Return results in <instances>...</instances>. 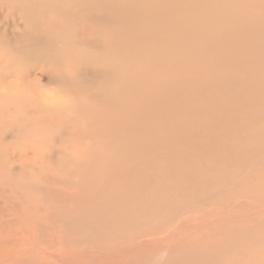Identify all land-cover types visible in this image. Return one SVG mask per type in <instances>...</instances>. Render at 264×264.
<instances>
[{
	"label": "bare ground",
	"instance_id": "1",
	"mask_svg": "<svg viewBox=\"0 0 264 264\" xmlns=\"http://www.w3.org/2000/svg\"><path fill=\"white\" fill-rule=\"evenodd\" d=\"M67 1L93 82L44 58L70 85L23 107L53 133L0 148V264H264V0ZM33 81L0 72L9 98Z\"/></svg>",
	"mask_w": 264,
	"mask_h": 264
},
{
	"label": "rangeland",
	"instance_id": "2",
	"mask_svg": "<svg viewBox=\"0 0 264 264\" xmlns=\"http://www.w3.org/2000/svg\"><path fill=\"white\" fill-rule=\"evenodd\" d=\"M32 1L38 3L33 4ZM56 3L70 12L66 18L55 20L54 14L48 19L45 15L43 18L40 16V14L43 15L42 10L53 13ZM36 7L39 12L32 14ZM90 14L89 10L76 8L73 2L70 3L67 0H0V72H13L35 80L33 85L25 83L20 94H15L20 97L11 95L12 98H9L8 93L3 91L4 88L0 87V113H3L0 130L2 127L6 134L4 139L3 132H0V148L11 144L17 149H23L29 144V139L38 135H49L55 131L53 126L38 125L36 119L41 114L29 116L27 115L29 110L23 108L27 106L33 110L28 114L37 113L35 111L38 104H35L36 101L34 100L29 101L28 93L30 92H42L45 95L44 100L39 98L44 107L55 106V97L61 99L67 96L66 92L63 91L65 87L69 88V83L59 81L60 78L55 74L43 79L44 71L47 68L42 63L44 58L47 60L49 55H54L59 59V57H66L67 55L71 61V69H75L78 63L82 62L87 67L83 69L86 71L87 83L88 85L92 84L91 67L87 66V64H91L85 58L89 52L85 43L93 38L94 23L90 19ZM15 79L13 76H8V81ZM10 94L12 93L10 92ZM66 103L57 101L58 109L55 113H67L70 111L68 107L75 104L72 100H67ZM7 110H10V113L6 112ZM67 119L69 120V118ZM31 122H33L32 126H29ZM20 127L24 128L19 131ZM13 128H15L14 137L11 136ZM36 148L41 149L40 147ZM43 171H52V169L44 167ZM23 196L31 205L40 204L39 195L25 192ZM185 236L190 240L199 237L192 228L188 233H182L175 244L181 243L187 238ZM32 253L37 254L36 251Z\"/></svg>",
	"mask_w": 264,
	"mask_h": 264
}]
</instances>
